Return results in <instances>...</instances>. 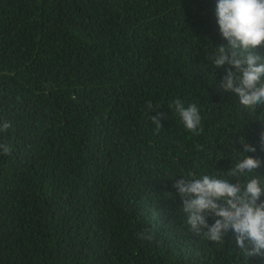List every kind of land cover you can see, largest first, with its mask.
Masks as SVG:
<instances>
[{
    "label": "trees",
    "instance_id": "obj_1",
    "mask_svg": "<svg viewBox=\"0 0 264 264\" xmlns=\"http://www.w3.org/2000/svg\"><path fill=\"white\" fill-rule=\"evenodd\" d=\"M212 1L174 24L168 7L136 21L127 0H0V126L11 125L0 132L11 147L0 155V264H264L231 230L223 242L192 231L174 187L190 173L235 182L237 161L264 160V106L221 88L230 66L210 59L222 44ZM177 99L200 110L198 134ZM241 138L257 151L243 153ZM23 177L35 186L14 182ZM74 201L98 222L70 217Z\"/></svg>",
    "mask_w": 264,
    "mask_h": 264
},
{
    "label": "clouds",
    "instance_id": "obj_2",
    "mask_svg": "<svg viewBox=\"0 0 264 264\" xmlns=\"http://www.w3.org/2000/svg\"><path fill=\"white\" fill-rule=\"evenodd\" d=\"M132 3V17L138 22L162 17V11L168 7L171 15L168 20L176 24H184L190 15L197 10L209 12L205 0H171L161 5L157 0H127ZM211 10H214L215 25L222 40V44L215 48L210 57L215 68L226 65L225 75L220 87L225 91H233L239 96V103L247 108L264 106V54L254 50L264 46V0H213ZM129 37L123 36L119 44L127 46ZM135 53L143 59L145 51L140 42ZM194 81V77L192 78ZM191 86V85H190ZM175 110L179 114L184 127L198 134L202 129L200 110L195 104H187L177 99L174 102ZM148 107L152 109L151 101ZM158 113L151 119L161 127ZM11 125L4 122L0 132L6 131ZM244 145L243 153L257 151V147L241 138ZM259 146L264 150V132L260 134ZM11 147L7 142H0V155H10ZM264 166V160L259 157L245 155L231 168V176L235 182L216 178L207 174L196 178L194 174L183 176L175 181L174 187L178 190L186 214V224L196 234L203 233L213 242H223L226 233L231 230L236 234V244L243 250L246 257L254 255L264 256V179L261 176H252L241 182V177L249 173H257L256 169ZM79 186L80 181L73 179ZM17 184H28L32 187L35 182L23 177L15 180ZM87 194L85 191L84 195ZM165 210L168 212L167 208ZM70 217H82L85 226L98 222V218L80 206L79 202L71 203L68 211ZM214 218V223H208V217ZM168 219L171 217L168 212ZM75 225V224H74ZM79 226V225H77ZM160 223L152 221L142 225L139 234L142 239H151L146 236L156 231ZM82 227V226H80ZM245 241H250L252 247H247Z\"/></svg>",
    "mask_w": 264,
    "mask_h": 264
},
{
    "label": "bare ground",
    "instance_id": "obj_3",
    "mask_svg": "<svg viewBox=\"0 0 264 264\" xmlns=\"http://www.w3.org/2000/svg\"><path fill=\"white\" fill-rule=\"evenodd\" d=\"M215 99V98H214ZM207 107V106H206ZM210 108V107H209ZM157 110V109H156ZM151 124V123H150ZM188 132V131H187ZM154 144V143H153Z\"/></svg>",
    "mask_w": 264,
    "mask_h": 264
}]
</instances>
